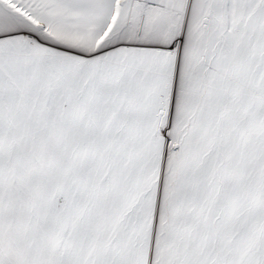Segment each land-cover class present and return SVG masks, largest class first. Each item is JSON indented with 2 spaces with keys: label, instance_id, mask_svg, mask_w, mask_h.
<instances>
[{
  "label": "snow or ice",
  "instance_id": "snow-or-ice-1",
  "mask_svg": "<svg viewBox=\"0 0 264 264\" xmlns=\"http://www.w3.org/2000/svg\"><path fill=\"white\" fill-rule=\"evenodd\" d=\"M0 264H264V0H0Z\"/></svg>",
  "mask_w": 264,
  "mask_h": 264
}]
</instances>
